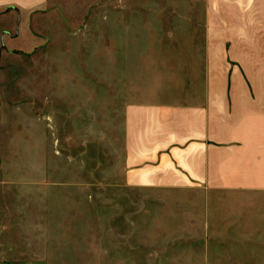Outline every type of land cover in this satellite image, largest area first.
I'll use <instances>...</instances> for the list:
<instances>
[{"label":"rangeland","instance_id":"rangeland-1","mask_svg":"<svg viewBox=\"0 0 264 264\" xmlns=\"http://www.w3.org/2000/svg\"><path fill=\"white\" fill-rule=\"evenodd\" d=\"M204 4L47 0L21 33L0 11V264H264V191L124 182L125 107L201 80Z\"/></svg>","mask_w":264,"mask_h":264},{"label":"crops","instance_id":"crops-1","mask_svg":"<svg viewBox=\"0 0 264 264\" xmlns=\"http://www.w3.org/2000/svg\"><path fill=\"white\" fill-rule=\"evenodd\" d=\"M47 0H0L19 33ZM204 71L181 101L124 113V182L159 190L264 191V0H204ZM27 24V25H26ZM27 27V28H26ZM18 37H4L15 45Z\"/></svg>","mask_w":264,"mask_h":264}]
</instances>
